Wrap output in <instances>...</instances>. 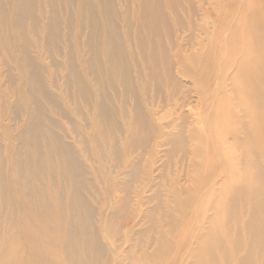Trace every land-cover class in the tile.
Segmentation results:
<instances>
[{
	"label": "bare ground",
	"instance_id": "obj_1",
	"mask_svg": "<svg viewBox=\"0 0 264 264\" xmlns=\"http://www.w3.org/2000/svg\"><path fill=\"white\" fill-rule=\"evenodd\" d=\"M0 264H264V0H0Z\"/></svg>",
	"mask_w": 264,
	"mask_h": 264
},
{
	"label": "rangeland",
	"instance_id": "obj_2",
	"mask_svg": "<svg viewBox=\"0 0 264 264\" xmlns=\"http://www.w3.org/2000/svg\"><path fill=\"white\" fill-rule=\"evenodd\" d=\"M137 230H141L142 228H136ZM166 229H169V232L170 230H172V228H166ZM185 261V260H184ZM222 261V259H220V262ZM223 263V262H222ZM225 263V262H224Z\"/></svg>",
	"mask_w": 264,
	"mask_h": 264
}]
</instances>
